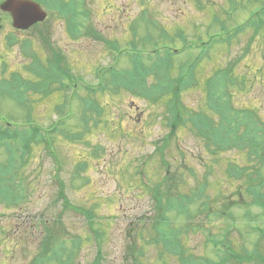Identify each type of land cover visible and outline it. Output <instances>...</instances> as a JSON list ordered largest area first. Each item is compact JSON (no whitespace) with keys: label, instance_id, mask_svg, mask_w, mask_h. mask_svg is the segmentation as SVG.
Segmentation results:
<instances>
[{"label":"rangeland","instance_id":"374dc122","mask_svg":"<svg viewBox=\"0 0 264 264\" xmlns=\"http://www.w3.org/2000/svg\"><path fill=\"white\" fill-rule=\"evenodd\" d=\"M89 6L93 12L91 24L106 39L118 42L124 52L120 63H115V52L105 42L98 41L100 39L83 36L79 40H72L66 33L65 23L50 12L40 28L43 31L36 27L27 31L14 29L12 19L0 13V78L3 67L8 68V71L23 73L29 64L30 59L26 55L32 54V48L28 49V54L23 52L24 40L32 39L33 49L46 56L39 38L43 34L50 35L53 42L64 50L73 72L79 74L80 83L98 85L96 73L99 67L116 69L121 79L143 73L142 70L134 72L131 59L127 57L134 50L128 44L133 40L131 28L134 24L139 28L137 50L142 52L144 64L156 45L159 48H181L185 44L200 46L212 37L228 33L231 34V40L234 39L232 44L216 43L217 39L213 41L210 55L206 58L212 60L203 63L198 71L199 85L185 92L184 102L191 109L205 110L203 83L216 71L227 69L233 64L232 72L238 79L233 89L235 106L256 111L259 121L264 122V24L258 28L256 19H253L257 12L264 17V0H92ZM213 8L217 10L212 11ZM144 10L147 11V20L155 18L164 30V37L156 30V36L153 34L155 38L151 41L146 39L152 34L151 25L142 20L136 23ZM227 13L232 15L230 20L227 19ZM212 17H217L222 26H212ZM261 23H264V18ZM176 29H180L182 37L175 36ZM233 33L236 35L233 36ZM11 35L19 40V44L8 45ZM187 52L183 54V60L190 59L191 53ZM81 85L79 93L85 95ZM105 93L95 95L96 98L99 96L98 100L105 109L101 111L104 116V121L99 124L101 126L86 137L91 148L86 149L82 144H73L58 136L54 146L56 156L60 159L57 161L44 146L35 145L34 155L25 170L26 181L22 186L25 191L10 187L14 195L21 192L24 200L18 202L14 199L11 205L0 203V264H30L45 240L46 229L51 230L56 226L63 228L72 240L82 238L83 242L75 250V264H89L94 258L97 245L90 234L91 229L85 216L71 209L62 211V206L55 203L58 193V186L54 183L56 175L58 182L62 180L65 183V192L71 203L76 208L91 209L96 215V227L104 235L101 244L104 250L102 264H123L120 260L127 250L133 251V244L144 250L146 264H180L176 256L165 254L161 257L159 249L152 245L155 237V201H152V194L148 190L159 188L158 191L163 195L168 191H164L165 185L159 186L165 178L166 169L162 166L161 153L155 152V145L158 146L160 138L169 132L162 108L127 91ZM61 100V95L54 94L49 100L38 103L33 115L34 121L45 128L57 121L54 106ZM74 109L80 114V105H75ZM26 116L24 109L0 96V117L24 124L28 121ZM0 121L5 120L0 118ZM178 136L179 139L176 134L171 139L169 146L172 151L169 152V146L165 150L170 158L175 156L171 160V170L176 173L181 169L183 174L179 177L183 178L187 192L199 184L208 183L206 194L212 197L210 212L213 214L210 217L200 214L195 218L194 224L200 223L201 230L188 233L183 238L185 246L198 260L204 259L202 263H205V259L219 262L228 253L225 250L221 255H216L208 244V233L211 231L221 239L225 230L230 229L234 222L236 229L228 240L232 241L237 253L246 250L248 255L256 258L259 241L262 240L259 234L247 227L248 215L246 209L244 211L241 207L245 204L241 194L249 198L246 176L233 179L234 172L228 173V168H232L231 163H236L246 174L250 167L246 151L237 149L210 158L203 143L191 131L184 129ZM261 141L264 143V138ZM181 152L186 155L181 156ZM195 154L197 157H193ZM3 156L4 152L0 150L2 161ZM84 161L88 162L87 170L77 178L74 167ZM208 166L212 168L207 169ZM261 166L264 170V164ZM141 169L143 174L139 176L137 170ZM189 169L195 170L196 174L191 176ZM16 187L21 186L17 183ZM220 191L226 194L225 197L218 198ZM225 210L233 211V220L217 216V212ZM60 212L62 220H59L60 224H54ZM175 215L171 214L172 222L178 226L180 220ZM252 216L254 224L264 230V213L253 209ZM75 246L72 245L69 250ZM261 249L264 254L263 244ZM255 261L251 260L249 264H257ZM228 264L236 263L230 261Z\"/></svg>","mask_w":264,"mask_h":264},{"label":"trees","instance_id":"16d2710c","mask_svg":"<svg viewBox=\"0 0 264 264\" xmlns=\"http://www.w3.org/2000/svg\"><path fill=\"white\" fill-rule=\"evenodd\" d=\"M35 1L44 4L53 15L61 19L73 39H77L85 33V36L105 42L111 51L117 48V44L114 45L102 38L94 25L91 24L93 12L89 3L92 0ZM141 18L144 22L147 21L146 24L151 25L152 28V34L146 38L147 40L151 41L155 38L156 30L161 37L165 36V32L160 25L147 20L146 14L142 15ZM212 18V26H222L217 17ZM231 18L232 16L228 17L229 20ZM253 18H256L255 24L260 27L261 20L264 17L260 13H255ZM41 26L43 25L35 27L40 29ZM136 30L137 28L133 30L132 27L133 40L130 46H133L134 50L127 57L131 59L132 70L134 72L142 70L143 73H138L131 78L121 79V75L117 73L116 69L99 68L97 70L98 85L84 82H81L83 84L81 85L79 76L73 72L69 62H67L65 53L54 44L50 35L43 34L39 36L46 51V56L32 48V39L24 41L23 46H26L24 50L26 54H28V49L32 48V54L26 55L30 62L23 69L24 73L13 71L0 79V96L6 97L19 108L24 109L27 113L25 118L28 120L24 124H16L8 121L5 117H0L5 120L0 121V150L4 152V161L0 160V203L11 205L14 199L18 202L24 200L25 197L21 196V192L14 195L10 187L25 191V188L22 187L26 181L25 170L34 155L35 145L37 147L44 146L45 150L51 155L53 154L55 141L60 136L65 141L82 144L86 149L91 148V143L86 140V137L101 126L99 124L102 123L101 111L103 112L95 95L101 92L118 94L121 91H127L150 104L160 106L166 126L169 128L168 134L160 138L158 146L155 145V152L161 153L162 166L166 169L165 178L159 186L165 185L164 191H168H165L166 195H163L160 194L158 188L153 191L154 195L152 193L154 200L158 198V204L154 206L153 227L155 237L153 238V245L159 249L161 257L163 255L161 250L163 249L166 253L176 256L180 264H228L230 261L236 264H249L251 260L255 259L257 264H264V254H262L261 249V244L264 245V230L252 221L254 219L252 216L253 209L259 211V213H264V170L261 166V164H264V150H262L264 143L261 141L264 138V122L259 121L256 111L240 109L235 106L233 89L238 79L233 75V64L229 65L227 69L216 71L203 83L205 110L191 109L184 102L185 92L199 85L198 68L203 64L205 58H208L213 47V41L217 39L216 43L217 41L220 42L222 36L212 37L211 40L202 42L200 46L185 44L182 49L176 47L159 48L156 45L150 53V58L144 64L142 52L137 50L139 47H137L138 31L136 32ZM175 33V36L182 37L180 29H176ZM223 35H227L225 37L227 39L231 38V34L223 33ZM14 41L9 40L10 46L17 43L15 39ZM199 49L201 50L200 53H198ZM187 50H191V57L183 60L182 53ZM193 51H195V54ZM132 70L129 68V71L133 74ZM122 73L125 72L122 71ZM80 85L83 86L86 92L85 95L82 94L83 96L79 93ZM54 94L61 95L63 99L54 108V113L58 115V119L45 128L34 121L33 113L37 103ZM75 105H80V114L75 111ZM74 120L76 122L72 123ZM11 127L13 130H11ZM184 129L191 131L196 139L203 143L210 158L237 149L246 151L250 163L246 174L242 170L233 168H228V173L234 172L233 179L236 176L241 178L244 175L246 176V192L249 198H245L244 193L241 194L243 201H245V204L241 207L244 211L246 209L248 215L249 223H247V227L255 234H259L262 240L259 241L256 258L248 255L246 250H243L241 254L237 253L232 241L228 240L232 231L236 229L234 222L231 224L230 229L225 230L221 239L213 235L211 231L208 233L207 241L208 244L212 245L215 254L221 255L225 250L228 253L227 257L222 255L223 258H220L218 256L220 258L219 262L205 259V263H202L201 261L204 259L198 260L199 258L191 254L185 246L183 238L190 232L194 233L201 230L200 223L194 224L195 218L200 214L210 217L213 213L210 212L212 197L206 194L208 183L199 184L198 187H194L187 192L185 190L186 185H183V178L179 177L183 174L180 172L181 169H178L179 172L176 171V173L171 170V160L175 156L170 158V154H166L165 150L168 149L172 137L176 134L179 139L178 134ZM56 134L59 135L54 138ZM247 137L249 140H246ZM170 147L171 145L169 146V152L172 151ZM184 155L186 153L181 152V156L184 157ZM193 157H197L196 154ZM54 158H56L55 155ZM87 165L88 162L86 161L75 165L77 178H80L82 173L86 171ZM211 168V166L207 167V169ZM185 171L187 170L185 169ZM189 173L191 176L196 174L193 169H189ZM17 183L21 187H16ZM58 183L61 187L63 186V181L60 180ZM218 194V198L226 195L221 191ZM195 197L196 201L193 200ZM161 198L165 199L162 200ZM59 202L62 211L71 209L84 215L93 233L96 229L99 231V228L96 227V215L93 214L91 209L76 208L75 204H72L67 198L64 187H62V190H58L55 203ZM174 213H176L175 218L180 220L178 226H174L172 222L171 214ZM214 214H216V211ZM217 216L221 219H232L234 213L225 210L222 213L217 212ZM54 224H60L59 219ZM52 229L49 230V235L42 241L39 252L31 264H75L77 261L74 256L75 250L83 242L82 238L72 240L59 226ZM97 233L98 235L94 233V236L96 240H99L102 233L101 231ZM161 237L163 238L161 239ZM146 244L150 243L146 242ZM72 245L76 246L69 250ZM144 257V250L142 248L138 249V246L133 244V255L131 257L125 255L120 262L124 264H146ZM95 259L93 264H102L103 255L100 250H98Z\"/></svg>","mask_w":264,"mask_h":264},{"label":"water","instance_id":"95a60500","mask_svg":"<svg viewBox=\"0 0 264 264\" xmlns=\"http://www.w3.org/2000/svg\"><path fill=\"white\" fill-rule=\"evenodd\" d=\"M0 11L11 13L14 27L19 30H29L47 17L40 6L30 0H7L1 6Z\"/></svg>","mask_w":264,"mask_h":264}]
</instances>
